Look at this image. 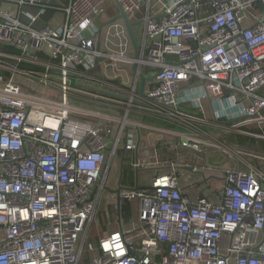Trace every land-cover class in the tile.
Listing matches in <instances>:
<instances>
[{"label":"built area","instance_id":"1","mask_svg":"<svg viewBox=\"0 0 264 264\" xmlns=\"http://www.w3.org/2000/svg\"><path fill=\"white\" fill-rule=\"evenodd\" d=\"M153 2L0 0V264H264V0ZM122 158L138 215L88 243Z\"/></svg>","mask_w":264,"mask_h":264},{"label":"rangeland","instance_id":"2","mask_svg":"<svg viewBox=\"0 0 264 264\" xmlns=\"http://www.w3.org/2000/svg\"><path fill=\"white\" fill-rule=\"evenodd\" d=\"M163 1H164V3L165 2H168V0H163ZM153 4H154L153 11H155V12L160 11L161 8H163L162 7V4H161V2H159V0H154ZM145 9H146V5L141 10V12H139L135 16V18L136 19H141L142 18V15L145 12ZM118 12H119V9L117 8V6L115 4H113V2H111L110 3V7L108 8V10L106 12V15H104L102 17H97V18H95V20L98 21L99 22V25H100V24H102L103 20H106L107 18L109 19L110 17L116 16L118 14ZM118 22L121 23L122 21L119 20ZM111 29L113 31H115L114 27L107 28L106 30H103L101 36L102 37L106 36L107 33H108V31H110ZM134 31H135V37H136V39L137 40H140V34H139V31H138V29L136 27H134ZM128 49H129V46H127V50ZM128 54H130V50L128 51ZM59 100H60V98H59ZM80 102H82V101L81 100H78V102L73 101L72 104L76 105L77 107H81V108H83L85 110L91 111V109H92L91 106L85 105V104L80 103ZM159 138H161V136L159 134H157V133L150 134L147 137L146 144L143 146V148L144 149H150V148L152 149V145H154V143L155 144L158 143L157 140H159ZM226 161L227 160H226V158L224 156L218 154V155L212 156L210 158L209 164L210 165H214V166L219 165L220 167H222V166H227L228 165V163ZM119 167H120V163L117 162V161H115L113 163V170L110 172L109 178L107 179L106 184H105V187H104V190H103V194H102V197H101L100 208H99V211H98V213L96 214V217H95V222L97 220V222L95 223L96 224V226H95L96 229L95 230L97 232L96 233V237H101L102 238L109 231L111 232L112 229H114V226H109L108 223H105V225H104V224H102L100 222V225H99V215L101 214V212H104V210H105L106 206L108 205V203H111L112 206H115L116 205V196H115V194H113V192L117 188L116 185H117V183L119 181L118 177L121 175V171L119 170ZM140 173H141L142 176H146V174H147L144 171H141ZM123 174H124V177L126 179L129 178V177H131V175H132L131 170H130V168L127 167V165H125V172ZM187 177L188 176L186 174H184V179L185 180L187 179ZM196 178L197 177H195V176H191L190 177V179H192V180L193 179H196ZM144 179H145V177H144ZM197 180L198 179H196L195 181H197ZM133 201H134L133 202L134 207L136 208L134 216L136 217L138 215L137 214L138 199H135Z\"/></svg>","mask_w":264,"mask_h":264},{"label":"water","instance_id":"3","mask_svg":"<svg viewBox=\"0 0 264 264\" xmlns=\"http://www.w3.org/2000/svg\"><path fill=\"white\" fill-rule=\"evenodd\" d=\"M116 4H117V6L119 8V14L114 16V17H112L107 22H105V23L100 25V27H99V35H101L102 29L106 25H110V24H112V23H114L116 21L121 20L124 23V25H125V28H126V30L128 32L130 41H131V43L133 45V48L135 50V56L137 57L138 54H139V47H138L137 39H136L135 34L133 32L134 24L129 20L127 14L119 7V4L118 3H116ZM97 48L99 49V45H98ZM144 90H145V79L143 77H141V87H140L139 93L141 95H144ZM136 156L138 157V149H137ZM122 172H123V158H122V162H121V176H120V179L118 181V186L119 187L116 190L117 222H118L119 225L122 222V218H121L122 202L128 200V197H126L124 195V193L125 192H137L139 190V171H136V173H135L136 182H135V186L134 187H123L121 185Z\"/></svg>","mask_w":264,"mask_h":264},{"label":"trees","instance_id":"4","mask_svg":"<svg viewBox=\"0 0 264 264\" xmlns=\"http://www.w3.org/2000/svg\"><path fill=\"white\" fill-rule=\"evenodd\" d=\"M124 172H125V170H124ZM126 182H127V180H123L122 185L123 184L125 185ZM128 184L134 185L133 177L131 179L129 178ZM133 202H134L133 200L132 201L126 200V201L122 202L121 218H122V222L124 224L131 223L137 217V216L136 217L134 216L136 208L134 207ZM100 222L104 225H105V223H108L109 226H114V229H112L111 232L118 230L119 226H118V222H117V206L116 205L115 206L108 205L105 208L104 212H101V214L99 215V225H100ZM95 223L91 227V231H90L89 238H88V243L96 244V243H98V240L101 238V237H96L97 232L95 230L96 229ZM108 233L104 236H107Z\"/></svg>","mask_w":264,"mask_h":264},{"label":"crops","instance_id":"5","mask_svg":"<svg viewBox=\"0 0 264 264\" xmlns=\"http://www.w3.org/2000/svg\"><path fill=\"white\" fill-rule=\"evenodd\" d=\"M140 87H141V81L139 82V84H138V90H140ZM139 121L140 122H142L143 124H145V125H147V126H153V127H157V128H168V129H172V130H176V128L175 127H173V126H170V125H168V124H166V123H163V122H159V121H154V120H150V119H148V118H140L139 119ZM158 124V125H157ZM150 135V132L149 131H143V139H142V143L143 144H141L140 145V148H143V146L146 144V141H147V137ZM146 148V147H145ZM113 170V165H112V168H111V171ZM119 170L121 171V165H120V167H119ZM124 170H125V166H123V172H122V179H121V185H122V181L123 180H127V182L125 183V186H127V187H134L135 186V182H136V179H135V171H132L131 169V173H132V175H131V177H129L130 179L133 177V182H134V185L133 184H128V181H129V178H125L124 177ZM110 171V172H111ZM144 172H146L147 174H146V176H142L141 175V173L139 172V185H145L146 183H147V179H148V175L150 174V172L149 171H144ZM149 173V174H148ZM121 176V175H120ZM120 176L118 177V179H120ZM144 177H145V179H144ZM124 185V184H123ZM117 188L114 190V192H113V194H115V196H116V190L118 189V183H117ZM189 193H191L192 195H194L195 193H194V191L193 190H189ZM116 203H117V201H116ZM108 205H111V203H108ZM107 205V206H108ZM106 206V207H107ZM117 206V205H116ZM137 214H138V206H137ZM96 222H97V220H96Z\"/></svg>","mask_w":264,"mask_h":264},{"label":"flooded vegetation","instance_id":"6","mask_svg":"<svg viewBox=\"0 0 264 264\" xmlns=\"http://www.w3.org/2000/svg\"><path fill=\"white\" fill-rule=\"evenodd\" d=\"M105 18H106V17H105ZM105 18H104V19H105ZM110 18H111V17H110ZM110 18H109V19H110ZM109 19L107 18L106 20H103L102 24L105 23V22H107ZM122 186H123V187H127V186H125V185H122Z\"/></svg>","mask_w":264,"mask_h":264}]
</instances>
